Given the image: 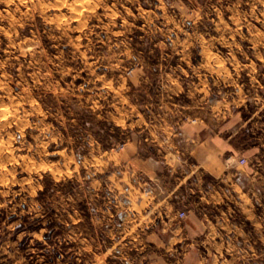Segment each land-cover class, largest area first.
<instances>
[{
  "label": "rangeland",
  "instance_id": "rangeland-1",
  "mask_svg": "<svg viewBox=\"0 0 264 264\" xmlns=\"http://www.w3.org/2000/svg\"><path fill=\"white\" fill-rule=\"evenodd\" d=\"M201 105L264 146V0H0V264H184L161 195Z\"/></svg>",
  "mask_w": 264,
  "mask_h": 264
},
{
  "label": "crops",
  "instance_id": "crops-1",
  "mask_svg": "<svg viewBox=\"0 0 264 264\" xmlns=\"http://www.w3.org/2000/svg\"><path fill=\"white\" fill-rule=\"evenodd\" d=\"M190 115L196 121L183 123L180 134L188 156L170 157L171 165H182V174L173 186L164 185L161 202L180 195L191 198L187 202L182 199L186 213L183 244L188 245L182 252L184 264L194 256L197 264H238L244 261L240 244L245 247L249 238L244 224L255 230L256 239L264 246V171L258 168L264 159V146L257 143L254 132L250 136L255 142L241 145L250 136L243 133L244 124L237 114L224 126L222 110H207L201 105ZM240 158L245 163H240ZM231 163L235 168H229ZM161 176L158 173L154 179L160 183ZM164 204V212H169L172 203ZM179 211H173V218L179 217ZM164 223L171 225V221ZM192 244L198 245L197 251ZM150 264L166 263L157 260Z\"/></svg>",
  "mask_w": 264,
  "mask_h": 264
},
{
  "label": "built area",
  "instance_id": "built-area-1",
  "mask_svg": "<svg viewBox=\"0 0 264 264\" xmlns=\"http://www.w3.org/2000/svg\"><path fill=\"white\" fill-rule=\"evenodd\" d=\"M240 163H245V159L244 158H240ZM184 215V212L183 211H180L179 212V216H183Z\"/></svg>",
  "mask_w": 264,
  "mask_h": 264
},
{
  "label": "bare ground",
  "instance_id": "bare-ground-1",
  "mask_svg": "<svg viewBox=\"0 0 264 264\" xmlns=\"http://www.w3.org/2000/svg\"><path fill=\"white\" fill-rule=\"evenodd\" d=\"M30 1V0H29ZM70 1V0H69ZM79 2V1H78ZM73 3V2H72ZM76 3V2H75ZM75 3H74V5H75ZM74 7V6H73ZM74 9V8H73ZM72 9V10H73ZM78 9V8H77ZM89 9V8H88ZM75 12H77V11H75ZM78 14V13H77ZM84 19H85V17H84ZM71 22V21H70ZM83 22V21H82ZM79 23V22H78ZM78 36V35H77ZM79 37V36H78ZM3 113V112H2ZM4 117H6V116H4Z\"/></svg>",
  "mask_w": 264,
  "mask_h": 264
}]
</instances>
